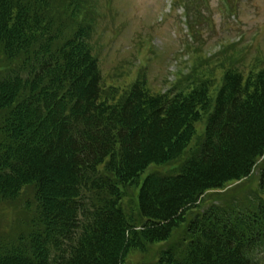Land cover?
<instances>
[{"label": "trees", "instance_id": "trees-1", "mask_svg": "<svg viewBox=\"0 0 264 264\" xmlns=\"http://www.w3.org/2000/svg\"><path fill=\"white\" fill-rule=\"evenodd\" d=\"M81 2L0 0V202L32 187L37 204L18 244L0 242V264H124L185 224L184 247L157 264H264L251 257L264 247V198L200 205L264 158V67L219 80L194 70L168 92L143 77L104 85ZM151 165L172 169L140 185Z\"/></svg>", "mask_w": 264, "mask_h": 264}, {"label": "rangeland", "instance_id": "rangeland-1", "mask_svg": "<svg viewBox=\"0 0 264 264\" xmlns=\"http://www.w3.org/2000/svg\"><path fill=\"white\" fill-rule=\"evenodd\" d=\"M81 1V8L88 14L84 23L92 26L90 43L99 60L104 85L123 89L143 77L153 93L168 92L173 86L178 90L174 84L179 77L187 78L194 70L199 76L212 75L219 80L228 68L247 74L264 67V0ZM55 15L56 19H65L61 12ZM2 72L1 68L3 76ZM189 79L179 87L186 86ZM204 124L203 120L196 124L198 134ZM263 166L261 158L248 178L208 191L200 205L207 208L215 199L237 204L242 210L252 207L251 199L256 205L264 198L259 191ZM171 169L170 165L151 166L142 173L141 183L151 171L163 173ZM137 194L135 186L128 187L126 202L131 212L136 207ZM36 206L32 187H27L16 201L0 202L1 243L18 244L20 236L30 231ZM185 225L169 242L146 244L145 251L131 249L124 264H157L163 249L183 248ZM253 247L251 257L264 262V247Z\"/></svg>", "mask_w": 264, "mask_h": 264}]
</instances>
